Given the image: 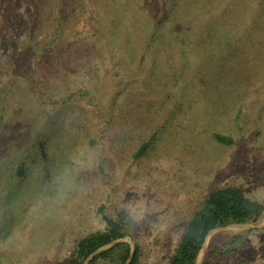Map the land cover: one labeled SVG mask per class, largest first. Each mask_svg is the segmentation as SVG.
<instances>
[{
    "label": "rangeland",
    "instance_id": "rangeland-1",
    "mask_svg": "<svg viewBox=\"0 0 264 264\" xmlns=\"http://www.w3.org/2000/svg\"><path fill=\"white\" fill-rule=\"evenodd\" d=\"M161 19L198 37L241 23L247 41L148 51ZM227 186L264 202V0H0V264H62L122 211L140 264H170ZM206 260L264 264L262 229L212 231Z\"/></svg>",
    "mask_w": 264,
    "mask_h": 264
},
{
    "label": "trees",
    "instance_id": "trees-1",
    "mask_svg": "<svg viewBox=\"0 0 264 264\" xmlns=\"http://www.w3.org/2000/svg\"><path fill=\"white\" fill-rule=\"evenodd\" d=\"M178 18V17H177ZM175 18V21L177 20ZM174 21V20H172ZM166 25V20H160L155 24L150 39L144 44L147 50L150 47L159 45L160 47H176L181 52V59L187 58L186 50L188 47H217L223 50L224 47H244L247 39L242 38L243 28L239 24L223 23L219 24L217 30L206 33L198 37L196 30L189 35L182 33L177 34L170 28V24ZM174 21V23H175ZM167 26V28H166ZM200 34V32L198 33ZM186 37V38H185ZM142 47L143 44H142ZM226 51V50H225ZM221 53V51H220ZM239 110L237 115H239ZM214 140L222 146L232 147L237 144L232 135H223L219 133L213 134ZM151 143H143L134 157L142 158L150 149ZM40 154L46 158V148L42 142L38 144ZM19 175H24L23 166L17 169ZM106 228L104 231L92 232L85 237L77 240L70 252L67 260L62 264H127L131 257V246L126 242L117 243L89 260L99 249L106 247L118 239L128 237L127 228L131 224V218L126 212H120L116 216L103 215ZM264 222V202L256 200L245 195L240 189L232 186L222 187L212 190L204 199L201 207L197 210L192 218L186 223L180 241L170 260V264H198L199 255L206 242L208 235L219 228L232 225H249L261 224ZM264 234V228L262 229ZM135 244V253L129 264H140L141 250L139 245ZM232 244V241L225 243ZM224 248V247H223ZM213 251L207 257L215 254ZM203 264H209L208 260Z\"/></svg>",
    "mask_w": 264,
    "mask_h": 264
},
{
    "label": "water",
    "instance_id": "water-1",
    "mask_svg": "<svg viewBox=\"0 0 264 264\" xmlns=\"http://www.w3.org/2000/svg\"><path fill=\"white\" fill-rule=\"evenodd\" d=\"M245 226H248V227H250V228H260V229H263L264 228V224L263 225H255V224H249V225H245ZM217 230V229H216ZM215 231V230H214ZM210 235V234H209ZM209 235H208V237H209ZM207 237V238H208ZM207 240V239H206ZM120 242H126V243H128L130 246H131V249H132V252H131V257H130V260L128 261V263L127 264H129V262L131 261V259L133 258V256H134V253H135V245H134V243H133V241H132V239L131 238H123V239H118V240H116L115 242H113L112 244H110V245H108V246H106V247H103V248H101V249H99L98 251H96L93 255H91L90 257H89V260L92 258V257H94L95 255H97L98 253H100L101 251H103V250H105V249H107V248H109V247H111V246H113V245H115V244H117V243H120ZM204 246H205V244H204Z\"/></svg>",
    "mask_w": 264,
    "mask_h": 264
},
{
    "label": "clouds",
    "instance_id": "clouds-1",
    "mask_svg": "<svg viewBox=\"0 0 264 264\" xmlns=\"http://www.w3.org/2000/svg\"><path fill=\"white\" fill-rule=\"evenodd\" d=\"M132 220H135V218L134 217H130ZM143 219V216H140V220H142ZM135 222L136 223H139L140 221L139 220H135Z\"/></svg>",
    "mask_w": 264,
    "mask_h": 264
},
{
    "label": "bare ground",
    "instance_id": "bare-ground-1",
    "mask_svg": "<svg viewBox=\"0 0 264 264\" xmlns=\"http://www.w3.org/2000/svg\"><path fill=\"white\" fill-rule=\"evenodd\" d=\"M206 248H207V245H206L205 249H206ZM204 251H205V250H204ZM204 251H202V255H201V258L203 257Z\"/></svg>",
    "mask_w": 264,
    "mask_h": 264
}]
</instances>
